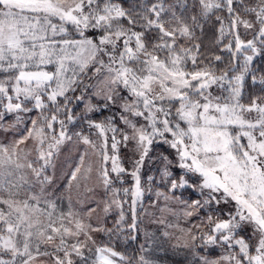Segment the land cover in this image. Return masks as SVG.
<instances>
[{
	"label": "snow or ice",
	"instance_id": "6c2138e0",
	"mask_svg": "<svg viewBox=\"0 0 264 264\" xmlns=\"http://www.w3.org/2000/svg\"><path fill=\"white\" fill-rule=\"evenodd\" d=\"M206 26L230 54L219 75L223 56L201 51ZM257 58L264 0H0V264H156L149 253L162 244L137 213L146 197L160 236L189 264H264ZM68 142L84 146L69 186L94 171L85 189L102 190L95 207L69 198L64 208L48 191L47 169ZM130 145L129 171L120 151ZM157 145L171 151L152 157ZM153 159L159 180L142 174ZM141 234L133 255L117 249Z\"/></svg>",
	"mask_w": 264,
	"mask_h": 264
},
{
	"label": "rangeland",
	"instance_id": "374dc122",
	"mask_svg": "<svg viewBox=\"0 0 264 264\" xmlns=\"http://www.w3.org/2000/svg\"><path fill=\"white\" fill-rule=\"evenodd\" d=\"M240 31H244L243 28H241ZM213 90H214V93L219 92V89L216 86H214L211 89V91ZM33 115H35V113H33ZM76 127H79V125H77ZM11 135H12L11 133L8 134L9 137H11ZM92 138L95 139V137H92ZM0 139H3V137L0 136ZM28 143L31 144V141H29ZM131 147H132L131 145L128 148L122 147L120 151L122 163L129 171L131 170V167H132V162L130 158L133 156ZM83 150H84V146L82 144L77 146L76 144L72 142L65 143L60 148L59 154L54 158V165H55L54 168H49L47 169V172H46V174L52 178L51 184L48 186V191L52 193V198L57 199V203L64 208L68 207L69 198H71L72 205L76 207L77 209H86L89 206L95 207V203H90V198L96 199L103 195L102 190H97L96 196L93 197V194L86 191L85 189V185H87L89 188L95 185L96 181H95L94 171L88 180H84L78 174V177H79L78 180L73 181L72 185L69 186V179L71 176V172L75 169L76 165L79 163V156L81 152H83ZM170 151L171 150L167 149V147L164 145H157L155 147V150L151 152L150 155L152 157H156L158 153L160 152L168 153ZM92 159H94V157ZM150 164H153V165L157 164L158 168L161 166L159 160L153 159V160L146 161L145 166L142 169V174L145 176V178L147 175H154L152 170L156 167L154 168L150 167V170L145 173V171L147 170ZM110 166L111 165L109 163V167ZM173 172L174 174L178 175L180 170L178 168H174ZM158 177H159V174H158ZM125 180L130 181V186H131L132 184L131 177L126 176ZM77 185H79V187H77ZM151 199L154 200L155 197L152 196ZM150 203L151 201H149V203L145 205V208L143 211L144 222L146 223V225L152 226L151 230H157L159 226L157 224L152 223V219L154 218V216H159L160 213L157 209L150 207ZM173 207H175V205H173ZM169 219H172V218L169 217ZM193 219H195V217ZM148 226H146V228H148L149 230ZM159 240L162 242L160 237H159ZM171 240H174V239H171ZM164 258L165 260H169V258H166V257Z\"/></svg>",
	"mask_w": 264,
	"mask_h": 264
},
{
	"label": "trees",
	"instance_id": "16d2710c",
	"mask_svg": "<svg viewBox=\"0 0 264 264\" xmlns=\"http://www.w3.org/2000/svg\"><path fill=\"white\" fill-rule=\"evenodd\" d=\"M125 6H127V4H125ZM242 36L244 31H240ZM199 35V33H198ZM217 33H216V29L210 26H206L205 28V32L201 41L202 44V48L201 51L208 54V53H216L219 55L223 56V60L220 62H215L217 65V75L221 74L225 69H230L231 68V59H230V54L227 52H221L220 48L218 46L215 45V37H216ZM244 39H249L251 38L250 36H243ZM227 41H225L226 43ZM257 64H259L260 66L264 67V60H262L261 58H257ZM189 68H191V64L189 63L188 65ZM248 87L250 88V82ZM214 92V90H213ZM247 102V96L245 97V101ZM150 167H156L152 170L153 174L157 177V179L159 180L158 177V167L157 164L153 165L150 164L147 168V170L145 171L148 172L150 170ZM117 187H119L120 185L117 184ZM124 187H130V181L125 180V184L123 185ZM159 187L161 188V190L164 189V185L160 184ZM184 191V195L187 196L188 193L191 191L189 190H177V195H180V192ZM121 195H123L121 193ZM195 194H193V198H194ZM128 201L129 203L124 205V209L127 215V219L130 222L131 219V211H130V207L129 204L131 202V196L128 197ZM149 199L146 197L143 201V205L141 206L140 204L137 205V213L141 218V223H140V228L142 230H147L149 232H154L156 234V236L160 237L162 242L159 240V244H162V246H157L154 248V250L150 251V255L153 257V259L156 261V264H189V262L191 261L192 257L187 254L185 249H173L172 248V244L175 243L174 240H164V238L162 236H160V233L157 230H151L152 226L151 225H146V223L144 222V216H143V211L145 208V205H147L149 203ZM117 212L118 210L113 211L108 217H107V227H112L113 226V222L116 219L117 216ZM150 222V221H149ZM146 226L149 227L146 228ZM158 229V228H157ZM98 234H96L97 236ZM98 241H106L107 237L104 236L103 234H99L97 236ZM143 242V235L141 234L140 240L138 242H131V241H127L125 242L124 238L122 237L121 240L119 242H117L116 246L117 249L120 251H125L128 255H133L134 252L136 250H138L139 248V244ZM199 251H203V250H199ZM216 252L215 250L213 251V255H215ZM169 258V260H165V258Z\"/></svg>",
	"mask_w": 264,
	"mask_h": 264
}]
</instances>
